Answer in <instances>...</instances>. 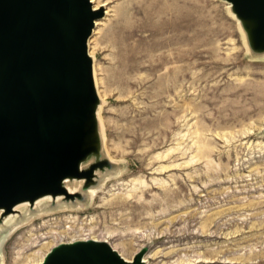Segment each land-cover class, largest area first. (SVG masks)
Wrapping results in <instances>:
<instances>
[{
    "label": "rangeland",
    "instance_id": "rangeland-1",
    "mask_svg": "<svg viewBox=\"0 0 264 264\" xmlns=\"http://www.w3.org/2000/svg\"><path fill=\"white\" fill-rule=\"evenodd\" d=\"M101 1L88 45L101 97L89 153L107 160L89 181L101 192L79 196L85 207L68 197V209L34 211L0 256L17 264L53 239L81 237L128 259L142 251L146 264H264V53L247 51L226 0H159L147 10L156 39L172 36L162 52L180 46L182 60L129 66L107 29L128 2Z\"/></svg>",
    "mask_w": 264,
    "mask_h": 264
},
{
    "label": "water",
    "instance_id": "water-1",
    "mask_svg": "<svg viewBox=\"0 0 264 264\" xmlns=\"http://www.w3.org/2000/svg\"><path fill=\"white\" fill-rule=\"evenodd\" d=\"M244 21L252 49L264 50V0H226ZM102 7L90 0H0V208L45 193L72 198L65 176L90 180L80 160L96 149L98 95L88 38ZM108 241L53 245L35 264H144Z\"/></svg>",
    "mask_w": 264,
    "mask_h": 264
},
{
    "label": "bare ground",
    "instance_id": "bare-ground-1",
    "mask_svg": "<svg viewBox=\"0 0 264 264\" xmlns=\"http://www.w3.org/2000/svg\"><path fill=\"white\" fill-rule=\"evenodd\" d=\"M90 1L92 2L93 8H98V7H103L104 5L105 6L108 5V2L103 3L101 0H90ZM127 2H128L127 3L128 5L125 8V12L124 13L118 12L117 17L113 21V24L109 25L107 27V29H110L112 31V35L114 36V40L117 43V46H118L119 50L121 51V53L123 54L125 60L128 62L129 66L131 64L129 60H132L134 62L133 66L136 65L137 67H140L141 62L144 59L146 62L149 63V66H148L149 68L157 67V65H160L161 62L164 60H166V61H171V60L180 61V60H182V55H184V51L180 46L179 47L177 46L176 52L174 55H172L170 52H168V53L162 52V47H167L169 49L170 46L172 45V43L174 42V38L172 36L168 35V33L166 34V32L165 33L162 32L163 37L160 38V36H159L158 39H156V37H157V31L155 29L156 26H154L152 19H151V15L147 10H150L149 7H151V6L153 7L156 4H158L159 0H127ZM228 3L230 5V11L229 12L233 16V18L236 20V22H238L237 23L238 28H239V31L242 32L243 41L247 47V51L248 50L253 51L254 56H259V55L263 54L264 50L262 51V50L252 49L250 42H249V39H248V36H247L248 34H247V30L245 28L244 21L236 16V14L232 11V7H231L230 2H228ZM157 6L158 5H156V7ZM103 19H104V17H99V18H96L94 20L93 32L99 26V24H102L101 20H103ZM105 27H106V25H105ZM90 39H91V37L88 38V45L90 43ZM175 41H179V38L178 39L176 38ZM156 48H158V50L161 51V52H159L158 56H156L154 54ZM89 54L92 57V62H93L92 71H93V77H94V84L96 87L94 56L90 52H89ZM185 76L186 75L184 73L179 74L178 77L176 78L175 82L178 83L183 78L185 79ZM96 91H97V87H96ZM97 95H98V100L100 102L101 101L100 100V98H101L100 94L97 93ZM99 104L100 103H96V107H95L96 113H97V111L99 112V110H100ZM104 145H103V143L100 142V146L102 147V149H104V147H103ZM98 158H100V157L98 156ZM98 158H95L93 156V154H90V153L85 155L79 162V169H84V168L88 167L89 165H91L92 162L97 161ZM115 177H116V175H115ZM106 179L107 178L105 176L101 177V179H100L101 183H99V184L104 183V181H106ZM62 185L65 187V189L68 192H79V194H80L79 196H85L88 198H92L93 194H95L96 191H99L97 186H95L90 181L86 180V178L83 176H81V177L65 176L62 179ZM100 192L101 191H99V193ZM79 196H74L76 198L75 200L80 204V206L85 207V204H83V202L79 199ZM74 197H72V198H74ZM66 198H68V197L64 194V192L56 193V194L45 193V194H42V195L36 197L32 201L23 200V201L16 203L14 205L13 210L6 213V214H3L2 213L3 211L0 208V247H1V244L3 243V241L7 238V236H9L10 234H13L15 231H17L18 229H20V228L24 227L25 225L31 223L34 220V218H35L34 217V211H37L38 215L44 216V215H47L51 212V206L54 203L61 210H65V209L72 207L73 203L71 202L70 204H68V202L66 201ZM56 223H58V222H55V224ZM31 224H29V225H31ZM55 224H54V226H55ZM31 227H33V226H31ZM82 229H84V228H82ZM30 236H32V235H30ZM30 236H28V237H30ZM53 237H55V236H53ZM76 239H86V238H81V237L75 238L74 237V238H71L69 241L76 240ZM53 240L51 242L49 241V243H47V244H45V243L42 244L40 249L38 248V250H35L32 253L27 254V255H23L22 257H20L16 261L17 264L40 263L43 260L47 251L53 245H55V242ZM59 240H61V239H59ZM22 254H23V251H22ZM125 258L128 259L127 257H125ZM0 259H1L0 264H5L4 257L0 256ZM143 262H144V264H146L145 261H143Z\"/></svg>",
    "mask_w": 264,
    "mask_h": 264
}]
</instances>
